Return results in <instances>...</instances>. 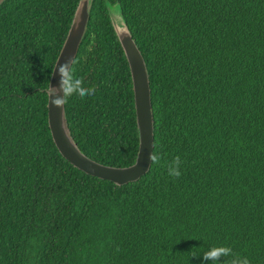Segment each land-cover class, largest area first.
Masks as SVG:
<instances>
[{
  "label": "trees",
  "instance_id": "1",
  "mask_svg": "<svg viewBox=\"0 0 264 264\" xmlns=\"http://www.w3.org/2000/svg\"><path fill=\"white\" fill-rule=\"evenodd\" d=\"M79 2L0 7V264H205L220 245L264 264V0L93 1L75 68L96 94L65 109L89 158L135 163L132 77L107 7L119 6L149 70L162 157L123 186L75 168L48 125Z\"/></svg>",
  "mask_w": 264,
  "mask_h": 264
},
{
  "label": "water",
  "instance_id": "2",
  "mask_svg": "<svg viewBox=\"0 0 264 264\" xmlns=\"http://www.w3.org/2000/svg\"><path fill=\"white\" fill-rule=\"evenodd\" d=\"M6 0H0V7ZM94 0H80L64 45L57 58L56 64L64 63L78 55L80 47L86 37ZM113 29L120 41L127 59L134 91L136 123L139 137V150L134 164L118 168L103 165L89 158L78 146L72 136L66 109L57 108L50 103L48 93V125L53 141L60 154L75 168L87 175L113 182L116 186H123L137 182L150 171L152 163L150 153L155 148V118L152 104V90L150 74L145 58L133 39L131 30L125 21L119 6L107 5ZM55 66L53 72L55 70ZM58 73L51 76L50 83L59 84ZM49 83V85H50ZM62 95V94H61Z\"/></svg>",
  "mask_w": 264,
  "mask_h": 264
},
{
  "label": "clouds",
  "instance_id": "3",
  "mask_svg": "<svg viewBox=\"0 0 264 264\" xmlns=\"http://www.w3.org/2000/svg\"><path fill=\"white\" fill-rule=\"evenodd\" d=\"M79 60L74 57L69 61L56 64L53 75L58 73L59 84L54 86L50 83L47 91L50 95V103L57 108L64 109L68 100L74 96L86 98L96 94L95 86H86L84 78L76 75L75 65ZM62 94V95H61ZM152 164H160L162 157L152 152L149 155ZM183 161L180 156L174 157L171 161L165 163L167 175L173 179L182 176L181 166ZM203 261L205 264H250L247 257L236 254L233 249L226 245L213 246L203 253Z\"/></svg>",
  "mask_w": 264,
  "mask_h": 264
}]
</instances>
